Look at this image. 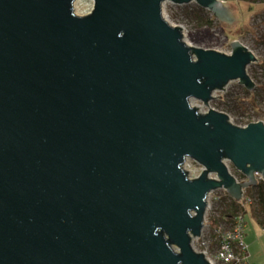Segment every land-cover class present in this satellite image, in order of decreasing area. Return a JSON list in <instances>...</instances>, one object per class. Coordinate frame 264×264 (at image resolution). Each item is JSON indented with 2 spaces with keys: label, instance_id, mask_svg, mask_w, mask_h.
<instances>
[{
  "label": "water",
  "instance_id": "obj_1",
  "mask_svg": "<svg viewBox=\"0 0 264 264\" xmlns=\"http://www.w3.org/2000/svg\"><path fill=\"white\" fill-rule=\"evenodd\" d=\"M75 1L0 0V264H210L191 243L208 193L264 179V122L191 100L252 89L258 58L187 44L166 0ZM169 1L235 20L223 0Z\"/></svg>",
  "mask_w": 264,
  "mask_h": 264
},
{
  "label": "rangeland",
  "instance_id": "obj_2",
  "mask_svg": "<svg viewBox=\"0 0 264 264\" xmlns=\"http://www.w3.org/2000/svg\"><path fill=\"white\" fill-rule=\"evenodd\" d=\"M224 2L229 5L235 18H238L235 27L229 34L216 21L212 25L207 23L206 9H204L205 11L201 10L202 7L195 2L174 4L166 0L162 4L163 17L171 24L179 25L182 28L183 39L189 45L230 53V42L238 39L258 58V61L250 63L246 68L255 84L252 89L247 90L242 84L229 81L223 89L215 90L212 93L213 98L207 104L196 98L191 100V104L197 106L201 112L209 108L220 110L228 115L229 120L237 126L248 124L250 121H264V92L260 88L264 86V70L258 65L259 59L264 58V0H252L251 2L248 0H225ZM92 5V0H76L74 10L79 15H85L91 11ZM250 100H253L255 105L251 104ZM187 159L190 163L189 175L196 177L201 165L190 158ZM219 195L222 197V201L214 202L213 197ZM227 202H229V198L223 191L214 190L210 193L202 233L191 241L194 249L197 250L202 246V238L210 242L211 250L215 249V244L212 242L214 230L211 223L213 218H216L218 224L222 223L228 226L225 224L227 220L222 216ZM243 218V240L250 232L257 231L262 234V223L258 218L251 216L248 211L244 212Z\"/></svg>",
  "mask_w": 264,
  "mask_h": 264
},
{
  "label": "built area",
  "instance_id": "obj_3",
  "mask_svg": "<svg viewBox=\"0 0 264 264\" xmlns=\"http://www.w3.org/2000/svg\"><path fill=\"white\" fill-rule=\"evenodd\" d=\"M264 122V121H263ZM247 123L240 125V126H245ZM228 168L230 167L231 163L230 161H224ZM190 163H188V159L184 161V168L188 171L189 175V168ZM202 170V166L199 169V173ZM229 172L233 173L238 180H241L244 176L241 178L234 172V168H230ZM198 173V175H199ZM256 177V181H263L261 174L258 172L254 173ZM211 176H214L213 174ZM191 178H194L190 175ZM246 189V188H245ZM245 189L242 192V203L241 207L242 209H247L249 205L254 201V196L251 197L249 195L245 194ZM219 190L223 191L225 195L227 193L225 192L224 189L219 188ZM208 193V198L210 193ZM221 196H214L213 201L216 203H220ZM208 202V200H207ZM209 206V204H208ZM207 206V207H208ZM232 220H229L227 217L225 219L227 220L225 224L228 226L221 224H218L217 227L213 228L214 233H213V238L212 242L215 244V249L211 250L210 248V242L207 240H204L202 238V246L199 247V249H194L197 252H202L204 253L206 259L210 264H249L247 262V257H248V251H246V246L243 241V234H244V229H243V222L244 218L241 212H237L234 217H232ZM264 233V227L262 229ZM194 248V247H193Z\"/></svg>",
  "mask_w": 264,
  "mask_h": 264
},
{
  "label": "trees",
  "instance_id": "obj_4",
  "mask_svg": "<svg viewBox=\"0 0 264 264\" xmlns=\"http://www.w3.org/2000/svg\"><path fill=\"white\" fill-rule=\"evenodd\" d=\"M225 0H223L224 2ZM249 2H251L252 0H248ZM225 3V2H224ZM227 4V3H225ZM228 5V4H227ZM229 6V5H228ZM201 10H204V8H200ZM205 11V10H204ZM206 15L208 17L207 19V23H209L210 25H212V23L214 21L217 22V24L219 26H221L222 28H225V31L229 34L230 31L232 30V28L235 27V24L238 21V18L236 17L235 22L233 24H226V23H221L219 22L216 17L214 15H211L210 12H208L206 10ZM258 65H260L262 67V69L264 70V58L263 59H259V63ZM261 90L264 92V86L260 87ZM251 104L255 105V102L253 100H250ZM234 172L241 178L243 175L240 174L239 172H236L234 170ZM245 194L249 195L251 197L254 196V201L249 205L250 211H251V215L253 217L258 218L262 225H264V181H258L256 185H253L252 187H248L245 189ZM228 196V195H226ZM229 198V202L226 203V209L222 212V216L227 217L229 220H232L236 213L239 211L242 213V215L244 214V212H246L247 209H242L241 207V203L242 201H236L232 196H228ZM222 199V198H221ZM222 200H220L221 202ZM223 217V218H224ZM212 227L215 228L218 225V219L213 218L212 223H211Z\"/></svg>",
  "mask_w": 264,
  "mask_h": 264
},
{
  "label": "crops",
  "instance_id": "obj_5",
  "mask_svg": "<svg viewBox=\"0 0 264 264\" xmlns=\"http://www.w3.org/2000/svg\"><path fill=\"white\" fill-rule=\"evenodd\" d=\"M246 211L250 212V208ZM252 216V215H251ZM264 225H262V228ZM248 251L247 262L249 264H264V233L262 234L254 231L247 233L245 240H243Z\"/></svg>",
  "mask_w": 264,
  "mask_h": 264
},
{
  "label": "bare ground",
  "instance_id": "obj_6",
  "mask_svg": "<svg viewBox=\"0 0 264 264\" xmlns=\"http://www.w3.org/2000/svg\"><path fill=\"white\" fill-rule=\"evenodd\" d=\"M187 44H188V43H187ZM230 168L233 169L232 164L230 165V167L228 168V170H230ZM262 179H263V177H262ZM263 181H264V179H263Z\"/></svg>",
  "mask_w": 264,
  "mask_h": 264
}]
</instances>
